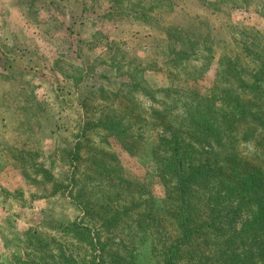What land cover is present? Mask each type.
Segmentation results:
<instances>
[{
  "label": "rangeland",
  "instance_id": "obj_1",
  "mask_svg": "<svg viewBox=\"0 0 264 264\" xmlns=\"http://www.w3.org/2000/svg\"><path fill=\"white\" fill-rule=\"evenodd\" d=\"M263 3L117 0L110 12L108 0H0V264H160L151 238L136 222L144 195H119L115 187L86 178V187L78 180L72 193L83 187L90 201L77 205L69 193V142L78 138L79 123L96 118L98 103H126L142 119L134 129L144 148L136 160L122 154L123 162L131 179L146 183L155 200L162 197V187L145 168L150 148L165 134L152 111L170 104L173 123L182 114L173 101L178 96L156 90L171 83L170 74L180 75L163 65L164 29L187 30L205 41L180 67L194 70L198 85L208 88L218 59L237 55L252 65L255 53L264 54ZM141 11L150 15L146 22L135 18ZM207 54L214 61L208 67ZM126 82L136 85L130 94L121 90ZM175 84L188 87L183 78ZM89 134L84 149L111 148L101 131ZM251 149L241 144L238 151L248 155ZM79 162L77 178L89 176L84 158ZM54 180L60 185L56 194ZM132 199L139 207L122 212ZM114 213L117 221L109 223Z\"/></svg>",
  "mask_w": 264,
  "mask_h": 264
},
{
  "label": "trees",
  "instance_id": "obj_2",
  "mask_svg": "<svg viewBox=\"0 0 264 264\" xmlns=\"http://www.w3.org/2000/svg\"><path fill=\"white\" fill-rule=\"evenodd\" d=\"M116 1L108 0L110 12ZM135 18L146 22L150 15L139 12ZM164 33L168 45L163 65L180 75L170 74L171 83L156 90L164 97L178 96L173 101L178 100L182 114L173 123L168 119L170 104L152 111L161 117L158 125L165 134L150 148L145 168L162 187V197L155 200L146 183L131 179L129 164L123 162L122 154L136 160L144 148L134 129L142 119L126 103L100 102L95 106L96 118L79 123L78 138L68 145L74 165L69 193L80 208V202L89 204L83 187L77 194L72 192L78 180L86 187L84 179L91 178L95 184L115 187L119 195H144L136 222L151 238L160 264H264V54L255 53L252 65H244L237 55L223 56L215 62L218 69L211 85L201 88L198 73L185 72L180 64L205 41L200 43L189 31L172 27ZM205 62L207 67L214 63L212 54L206 55ZM176 78H183L188 87L174 85ZM135 87L126 82L121 90L130 94ZM87 96L86 91L80 94L79 107ZM93 130L101 131L111 148L84 149ZM241 144H251V153L240 154ZM113 145L121 151L112 149ZM82 158L92 174L77 178ZM52 183L51 193L56 194L60 185ZM131 202L122 205V212L128 206L139 207L134 199ZM107 221L115 223L116 214Z\"/></svg>",
  "mask_w": 264,
  "mask_h": 264
}]
</instances>
